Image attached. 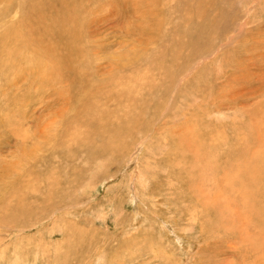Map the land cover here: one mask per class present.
<instances>
[{
    "label": "rangeland",
    "instance_id": "374dc122",
    "mask_svg": "<svg viewBox=\"0 0 264 264\" xmlns=\"http://www.w3.org/2000/svg\"><path fill=\"white\" fill-rule=\"evenodd\" d=\"M208 1L0 0V264H264V0Z\"/></svg>",
    "mask_w": 264,
    "mask_h": 264
},
{
    "label": "bare ground",
    "instance_id": "6f19581e",
    "mask_svg": "<svg viewBox=\"0 0 264 264\" xmlns=\"http://www.w3.org/2000/svg\"><path fill=\"white\" fill-rule=\"evenodd\" d=\"M27 2H29V3H34L36 0H26ZM209 1L208 0H187V3L188 4H186V5H188V11L191 9V6L193 5L194 7H195V10L200 14V15H202L203 16V14H204V10L207 8V6L209 5V3H208ZM27 12V5H26V3L25 2H23V11L20 9V16H22V15H24V13H26ZM33 17H40V18H43V14H37V15H34V16H31V20H32V18ZM199 18H201V16H198ZM204 17V16H203ZM30 22V20L28 19V18H21L20 20H18V25L17 26H22V29H23V31L25 32L26 30H27V28L24 26V25H26L27 23H29ZM62 30H64V32H65V34H67V35H69V33H68V31L67 30H65V29H62ZM49 32H50V28H49ZM66 71H68L67 69H65ZM57 76H59V77H62V73H59ZM58 77V78H59ZM48 82H50V81H48ZM14 84V83H13ZM71 94V93H70ZM80 106L84 109V112L82 113V114H79V113H74V115H72V119L71 120H69V121H66L65 122V129H68L69 128V126L72 124V123H75V120H81L85 115H87L86 117H88V119L90 118V115H91V112L92 111H94L95 112V109H94V107L93 106H91L90 105V107H89V104H85V105H82V103L80 104ZM70 108H74L73 106H71ZM134 114H135V112H134ZM107 115H108V112L105 114V116H104V113L102 112V113H97V117H100L99 119H97L100 123L102 122V118H103V116H104V118L105 117H107ZM115 116V115H114ZM103 118V119H104ZM87 119V120H88ZM135 119V117H132L131 119H129V120H125L124 122H125V126L123 127V129L122 128H115L114 129V131L113 132H111V133H109L108 134V138H112V139H114V141L113 142H111V143H115V141H117L120 137H122L121 136V132H123L124 133V136H125V134H127L128 132H127V124H131V123H133L134 124V122H133V120ZM86 121V120H85ZM85 121L83 122V123H85ZM82 122V121H81ZM87 122V121H86ZM89 124V123H88ZM87 125V124H86ZM83 125H81V127H82ZM78 127V126H77ZM74 129H75V127H73ZM72 128V129H73ZM73 129V130H74ZM85 129V128H84ZM88 129V131H85V132H88L89 133V129L91 130V127H90V125H89V127L87 128ZM75 131V130H74ZM84 131V130H83ZM85 132H80V131H76V133L77 134H80L82 137H84L85 136ZM79 137V136H78ZM72 142H75V137H73V139H72ZM108 142H110V141H108ZM251 154L250 153H248V156H246L245 157V159H244V166L245 167H247V165H248V161H250L251 160ZM257 162H259V161H257ZM256 165H258V164H256ZM256 165H254L255 167L254 168H256L257 170H259V167H256ZM251 164H250V166L248 167V173H249V177L247 178V180L246 179H244V182H245V184L246 185H242V184H240V190H241V196L242 197H244V202H245V207H246V209L248 210V213H246V216H251V198H250V188H251V183H250V180L252 179V178H254V177H251ZM247 169V168H246ZM253 169V168H252ZM228 175H226V178L228 179ZM249 184H250V186H249ZM22 196V195H21ZM245 215V214H244Z\"/></svg>",
    "mask_w": 264,
    "mask_h": 264
}]
</instances>
